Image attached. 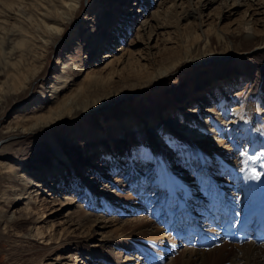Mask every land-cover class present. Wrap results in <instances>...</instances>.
Segmentation results:
<instances>
[{"label": "rangeland", "instance_id": "374dc122", "mask_svg": "<svg viewBox=\"0 0 264 264\" xmlns=\"http://www.w3.org/2000/svg\"><path fill=\"white\" fill-rule=\"evenodd\" d=\"M70 1L0 0V88H6L9 84L21 88L5 98L1 97L4 88L0 90V98L3 100L0 101V173L3 174L5 168L10 165L15 171L25 169L21 173L23 175L24 172L33 171L34 166L45 165L51 158L53 160L58 158L68 169H64L63 172L69 184L59 187L58 179H50L48 184L54 188L58 187L56 190L59 194L67 192L73 195L75 202L85 210L89 205L94 206L95 210L106 206L98 200L94 204L90 203V198L87 196L89 193L86 192L82 181L93 186V189L96 187L97 191L106 194L116 204V209L109 211L108 216L103 217L105 220L116 221L106 232L116 231L117 227L122 229L124 225L128 227L125 228V234L129 236L135 235L133 233L148 222L154 224L158 222V227L162 228L161 222L167 220L166 210L170 215L169 225H171L170 223H173L171 213L177 208L176 200L180 201L184 195L183 192L176 191V197L179 198L173 200L171 204L168 201L167 191L161 192L152 184L153 173L147 174L153 171L151 164L143 165L140 161L143 145L148 141V132L153 131L154 128L159 129L165 125L171 134L169 143L160 140L157 134L154 136L160 153L165 154L168 161L161 166V172L171 175L173 179H180L186 175L191 180L186 187H191L192 196L210 192L214 186L221 187L219 189H224L230 194L233 186H239L244 182L246 175L249 176L250 150L246 141L237 140L242 131H235L232 126H228L220 129L219 133L208 132L203 141L187 136V131L178 124L179 120L184 119L192 123L194 118L187 115L185 110L192 106L181 104L177 96L185 92L186 96L188 93L190 102L196 101L199 97L208 100L207 104H203V100L193 104L197 107L198 113L230 106L232 110L238 108L241 114L246 115L245 106L248 103L252 83L245 75L244 68L259 65L260 75L256 84L259 93L264 86V48L252 53L264 41V16H259L254 21L258 33L256 38L248 43L243 38L247 19L243 16L244 8L238 13H231L230 19H220L224 0H216L208 8L202 7V13L206 17L212 16L205 27L197 25L200 24L199 21L193 23L195 19H191L190 22L183 20L182 15L187 10L188 0H180L181 2L177 4L174 0H156L143 16L141 10L144 4L139 9V5L136 6L138 0L136 2L135 0H74L79 1V7L73 13L63 15L62 10H66L63 6ZM199 2L200 0H190V5L194 7ZM200 6L201 4H198V7ZM145 10L146 7L143 11ZM109 12L115 15L112 24L104 19ZM129 26L131 35L126 37L121 47L115 45L111 51L113 54L115 52L114 66L102 71L105 73L103 77L111 74L112 80L106 82V79L95 81L88 78L101 72L98 69L112 60L113 56L105 57L106 59L100 57L104 54V47L113 41L110 34L114 28L119 27L121 31ZM57 28L63 31L62 35L55 38V35L49 34L48 29L59 31ZM217 32L221 40L217 37ZM199 33L202 38H198ZM153 45L157 49L151 52L150 46ZM168 51L171 52L170 55H166ZM187 56L196 62L193 64L184 62L176 66L163 81L157 78L160 69L168 70L172 64ZM210 57H220L219 59L225 58V60L219 61L213 58L203 62L204 58ZM221 71L224 72L220 74ZM234 73L243 75L242 82L240 81L237 87L230 90L220 89L222 86L217 84L218 78L228 75L226 79L228 81L232 79ZM65 77L67 84L62 86ZM202 80L211 84L207 92H203L198 87V83ZM215 85L216 88L213 90ZM115 94L133 96V98L117 104L116 112L107 106L102 108L109 133H101V127L93 114H83V108H90L94 105L93 101ZM238 95L241 96L240 100H237ZM69 96H79L78 99L82 98L85 103L73 112L68 111L67 115L71 116L64 117L55 127L40 130L35 134L21 133L26 125L36 126L39 120L50 116V113L57 110ZM253 99L252 110L256 117L255 122L263 133L264 123L260 117V109L263 107L264 98L261 100L256 95ZM179 106L182 110H179ZM178 111V115L173 114ZM149 116L160 120L157 127L148 119ZM122 118H130L133 124L130 130L122 127L123 123L120 121ZM13 127H18V135H11L9 129ZM110 140L116 146L115 149L122 148L121 146L130 140L128 144L131 146L133 163L138 173L143 172L141 174L144 179L142 176L133 178L131 185L117 190L112 185L109 186L108 182H105V186L100 184L99 177L90 165L79 164L77 170L75 161L79 160V154L86 153L88 146L93 143ZM81 146L84 148L81 149ZM193 148H197L198 152L190 151ZM67 157L72 159L70 162L73 165L65 161ZM121 160L122 164L127 162L124 158ZM102 163L105 164V169L112 166L105 160ZM66 187L69 191H65ZM46 192L45 195L40 191L39 194L35 193L34 201L39 202L53 194L49 190ZM211 200L207 198L204 202L198 203L200 209H194L192 212L203 211L201 207L208 211L207 206H211ZM25 202L26 200H23L22 205L19 204L20 207ZM193 205L192 202H186V207L189 208L185 211L191 210ZM13 211L15 207H11L8 213ZM101 215L105 214L102 212ZM186 216L183 219H187ZM182 222L178 224L181 233L191 227L189 220ZM134 242L136 241L133 238L124 239L125 244ZM151 243L153 242H150V246H156L155 243ZM217 247L220 252L215 251L205 257L201 256L198 261L190 264H230L234 252H239L238 248L225 244ZM37 248L38 246L35 245L28 250L23 249L21 242L14 235L10 237L3 235V227L0 224V264H32L28 253ZM163 248L162 259L153 261L150 258L146 262L145 256L135 252L139 262L132 264H186L181 259V252L186 248H193V244L177 247L175 253L168 245ZM112 255L115 260H125L127 257L126 253L117 252ZM97 261L93 259L90 264Z\"/></svg>", "mask_w": 264, "mask_h": 264}, {"label": "bare ground", "instance_id": "6f19581e", "mask_svg": "<svg viewBox=\"0 0 264 264\" xmlns=\"http://www.w3.org/2000/svg\"><path fill=\"white\" fill-rule=\"evenodd\" d=\"M155 1L156 0L137 1L136 6L139 5V9L143 4V9L146 7L145 11H143V9L141 10L142 16L148 12ZM224 1L225 3L222 5L219 18L230 19L231 13H238L240 9L244 8L245 11L243 16L247 17V19L245 22L246 26L243 31V38L245 42L248 43L251 40H254L258 33L257 29L254 27V21L256 18L258 19L259 16H264V0ZM178 2L181 1L174 0V3L177 4ZM215 2L216 0H200L196 6L192 7L190 5V0L186 1L188 5L187 10L182 15L183 20H189L190 22L192 21L191 19H195L193 23L199 21L200 24L197 25L204 27L207 26L206 22L210 20L212 16L209 14L210 17H206L205 14L202 13L203 8H208ZM198 4H201V6L198 7ZM77 7H79V1L71 0L69 3L66 2L63 6V8L66 10H62V14L67 15L69 13H73ZM114 16L115 15L113 13L109 12V14L105 15L104 19L105 21L112 24V20H115L112 19ZM205 18L208 19L205 20ZM57 29L59 30V28ZM119 30V27H115L111 32V41H113L110 42L108 46L104 47V54L100 57V59L113 56L115 54L114 51V54L111 53L113 46L116 45L118 47L125 43L126 37L132 32L130 26L126 29H122L121 31ZM62 31L63 30L55 31L53 29H48L49 34L51 36L55 35V38L62 35ZM219 32H217V34ZM195 36L197 37V35ZM217 37H219V34ZM154 38L155 37H153L152 40H154ZM185 38H187V36ZM198 38H202L201 34L198 35ZM219 40H221V37H219ZM262 48H264V41L261 45H259L258 49L252 53H256ZM150 49L151 52L156 51L157 47L153 45L150 46ZM169 53L171 54V52L168 51L166 55H170ZM121 58L122 56L120 59ZM213 58L219 61L225 60V58L219 59L220 57H210L206 59L204 58L203 62ZM120 59L116 62L118 63ZM114 60L115 57L113 56L111 61L106 62L103 67L98 69L101 72H97L90 77L88 76V78H91L95 81L101 79H106V82L111 81V74L103 77V74L105 73L102 71H104V69L113 67L115 63ZM193 61L194 60L190 59L189 56L181 58L179 62L177 61L172 64V67H168V70L163 68L160 69L159 73L157 74V78L160 81H163L164 78L170 74V71L173 68L183 64L184 62L188 64H193L196 62ZM243 71L245 72V75L249 77L252 83L248 103L245 106L246 115L241 114L238 108L232 110L230 106L219 108L217 110H207V112L201 111L198 113L196 110L197 107H194L193 104H196V102L198 103V101L201 102L202 100L204 101L203 104H207L208 100H204L199 97L197 98L198 100L196 99V101L190 102L188 101V93L186 96V94H184L185 92L180 93L179 96H177L178 101L181 104H187V106L189 104L188 107L192 106L185 110L187 112L186 114L191 115L195 120L193 119L192 123L191 121H188V119H184L185 121L179 120L180 123L178 124L179 127H182L187 131V136L190 135L195 140L202 139L201 141H203V138L206 139V134L208 135V132L219 133L220 129L228 126H232L235 131H242L240 132L241 134L238 136L237 140L242 142L246 141L248 143L250 150L248 155V160L250 162L249 176L247 174V177L244 178V182L240 183L239 186H233L232 192L230 194H227L225 192L226 190L224 191V189H219V187L214 186L210 192L206 191L207 193L205 192L203 194L200 193L197 196H192L193 193L191 191V187H186L187 183L191 180L187 178L186 175H183L180 179H173L170 177L171 175L168 176L165 172H161V166L167 164L168 161L166 159V155L160 153L154 136L157 134L160 140H163V142L166 141V143H169V139L171 138V134L167 127L163 125L162 127H159V129L154 128L153 131L148 132V141L145 143V145H143V153L141 154L140 161H142L143 165H147L148 163L151 164L153 171L148 172L147 174L153 173L151 176L152 184L155 187H158L157 189L161 192L167 191L168 201L171 204L173 203V200L179 198L178 196L176 197V191H181L184 193L183 199H180V201H178L179 199L176 200L177 202L175 207L177 208L175 209L174 207L175 211L171 213V221L173 220V223H170L171 225H169L170 215L166 210L167 220L161 222L162 228L158 227V222H156V224L148 222L143 228L135 231L133 233L135 235L129 236V234H125V228L128 227L124 225H122V229L117 227L116 231H109V233H107L106 230L111 228V225L116 223V221L114 219L105 220L103 217L108 216L107 214L109 211L116 209V204L110 197L97 191L96 187L93 189V186H89L84 180L82 182L86 187V192L89 193L86 194L88 198H90V203L94 204L96 203V200H98L102 203H105V207H100L99 209L95 210L93 208L94 206L92 207L89 205V207L85 210L80 204L75 202L73 195L67 192H64V194H59V191L56 190L58 187L54 188L48 183H50V179H58V182H60L58 184L59 187L64 186L65 184L68 185L69 183H67L68 180L66 179V174L63 172V170L67 168L65 167V164L64 166L62 165L63 163L60 159L56 158L53 160L51 158L48 160V164H39L34 166L33 171L24 172L23 175L21 173L25 171V169L20 170L21 172L15 171L10 165L5 168L3 174L0 173V224L3 227V235L6 237L14 235L21 242L22 248L26 250L37 245V249H34L28 253V255H30V262L32 264H85V262L86 264H90L93 259L98 260L93 264H132L138 261V256L136 253L140 254V256H145L146 262H148L147 259L150 260V258L153 259V261H157L164 257V246L168 245L172 252L175 253L178 250L175 248L182 246L186 247L187 243L189 242L193 244V248H186L181 252V259H183V262L186 264H190V262L193 261H198L201 256L205 257V255L212 254V252H220L217 247L220 244L233 246L239 249V252H234L232 263L230 264H264V243L259 241L254 234V231L256 228H258L260 221L262 220V222H264V132H260L259 128L257 127L255 122L256 117H254V112L252 110L254 100L253 98L256 95L261 100L264 98V86L259 93V90L256 89V84L260 75L259 65H250L249 67L244 68ZM222 72L224 71H221L220 74H222ZM227 76L228 75H225V77L220 76L217 80V84H220V87L222 86V88H220L222 90H230L231 88H235L237 87V83L240 81L242 82L243 80V75L241 73L240 75L234 73L232 75V79L228 81H226V79H228ZM66 79L67 78L65 77L62 81V86L66 83ZM216 85L213 90L216 88ZM210 86L211 84H209V81L206 80H202L198 83V87L203 92H207V89ZM3 88L4 87L0 88V90ZM20 89V87L18 88L15 85L9 84V86L1 91V97L5 98L11 92L15 91L16 93ZM78 97L79 96L67 97V99L64 100L62 105L57 110L55 109L50 113V116L44 117L43 119L40 118L41 120H39L40 122L37 123L36 126L26 125V127L22 129L21 133L35 134L40 130L42 131L44 129L57 126L64 117L71 116L67 115L70 111L73 112L74 109L80 108V105L85 103L82 98L78 99ZM132 98L133 96H123L121 94L105 96L103 99L93 101L94 105L92 107H84L83 114H93L97 123H99L101 127V133L108 134L109 129L106 121L104 120V116L101 111L102 108L107 106L115 111V106L117 104L124 101H129ZM240 98L241 96L238 95L237 100H240ZM1 100L2 99L0 98V101ZM179 110H182V108L180 107ZM178 113L179 111L173 112L174 115H178ZM260 117H262V121L264 123V100L263 107L260 109ZM129 119L130 118H122L120 120L121 123H123L122 127H124L125 130H130L133 125ZM148 119L153 124L155 123L156 127L160 123V120L154 119V117L149 116ZM142 120L144 121L145 119ZM9 130L11 135L19 133L18 127H13ZM129 142L126 141L121 146L122 148L117 149H115L116 146H114V143H112L111 140L109 142L102 143V141H100L96 144L93 143L91 146H88V151H85L86 153H78L80 155L79 160L77 162L75 161V165L77 167L75 165L74 166L78 170L79 164L90 165L91 168L94 169V173L97 175V177H99L98 179L101 182L100 184L105 186V182H108L107 184L109 186L112 185L113 188L120 190V188L123 186L126 187L131 185L133 178L142 176L144 179L143 174H141L143 172L141 171L138 173L137 167L133 163V159L131 157L132 155L130 153L132 150L130 148L131 146L128 144ZM83 148L84 147L81 146V149ZM190 151L195 152L197 151V148H193ZM132 153L134 154L135 152ZM95 157L97 159H95ZM123 158L127 161L125 164L121 163V159ZM70 160L72 159L68 158L65 161L70 165H73L71 164ZM103 160L112 166L105 169V164L103 165L105 162L102 163ZM102 167H104V169H102ZM37 179L41 181L39 182ZM1 184H4L5 186H2ZM43 186L45 187L43 188ZM46 190L52 192V196L44 197L43 200L39 202L34 201L35 193L39 194L40 191L44 193L43 195H45L47 193ZM67 190L68 188L65 191ZM22 198L23 200H26V202L20 207L23 201ZM207 198L212 199L211 206H207L209 210L205 211V209L201 207V210L203 211L193 213L192 211L194 209H200L198 207V203L200 204L201 202H204ZM186 202L194 203L191 210L187 209V211H185L186 208H189V206L186 207ZM206 203H208V201ZM34 204H37V206ZM11 207H15V211L8 213ZM102 212L105 215H101ZM185 216L188 218L183 219ZM185 220H189L191 227L185 229L188 233L181 234L179 231L180 228L178 229L177 224L181 223L182 221L185 222ZM225 222L232 223L234 225L235 231L244 229L246 232V238H244L241 242L237 240V235L229 241L222 239L221 228ZM126 238H133L136 242L125 244L124 239ZM151 241L156 244V246L154 245L155 247L149 245ZM117 252L120 254L126 253V259H113L112 254ZM202 252H205V254H202Z\"/></svg>", "mask_w": 264, "mask_h": 264}]
</instances>
